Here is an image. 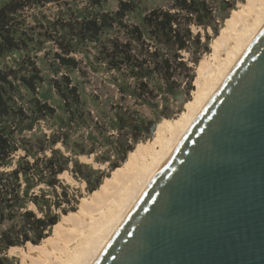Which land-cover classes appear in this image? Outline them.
<instances>
[{"label": "trees", "instance_id": "trees-1", "mask_svg": "<svg viewBox=\"0 0 264 264\" xmlns=\"http://www.w3.org/2000/svg\"><path fill=\"white\" fill-rule=\"evenodd\" d=\"M108 1L85 0L80 6L74 0H9L0 7V264H14L10 248L28 242L39 247L48 238L46 230L61 222L51 216L52 208L70 212L63 216L76 213L74 206L61 208L71 199L63 188L56 194L60 174L83 181L90 193L102 186L104 174L79 158L95 156L111 174L127 163L140 134L156 124L124 106L126 99L153 109L157 100L173 97L181 81L192 82L182 54L198 64L209 52L207 30L218 38L230 11L244 0H168L151 10L145 4L152 0H116L114 10ZM47 4L59 8L52 17L40 10ZM87 70L104 72L122 103L111 104L107 113L97 109L94 116L83 84ZM96 102L92 96L90 103ZM41 123L49 134H39ZM18 151L23 154L15 160ZM42 185L53 189L57 201Z\"/></svg>", "mask_w": 264, "mask_h": 264}, {"label": "water", "instance_id": "water-1", "mask_svg": "<svg viewBox=\"0 0 264 264\" xmlns=\"http://www.w3.org/2000/svg\"><path fill=\"white\" fill-rule=\"evenodd\" d=\"M94 264H264V27Z\"/></svg>", "mask_w": 264, "mask_h": 264}, {"label": "bare ground", "instance_id": "bare-ground-1", "mask_svg": "<svg viewBox=\"0 0 264 264\" xmlns=\"http://www.w3.org/2000/svg\"><path fill=\"white\" fill-rule=\"evenodd\" d=\"M263 27L264 0H246L213 41L210 59L198 64L185 110L157 125L153 141L136 147L127 163L82 199L76 213L57 223L41 246L27 245L21 264H94Z\"/></svg>", "mask_w": 264, "mask_h": 264}, {"label": "rangeland", "instance_id": "rangeland-1", "mask_svg": "<svg viewBox=\"0 0 264 264\" xmlns=\"http://www.w3.org/2000/svg\"><path fill=\"white\" fill-rule=\"evenodd\" d=\"M8 1L9 0H0V7ZM63 1H68V0H62V2ZM74 1H77V3L80 6L85 4V0H74ZM168 2H169L168 0H152V1H149L145 4V9L151 10V9H155V8H162V7L167 6ZM245 2H246V0H244L243 2L238 1L235 9L232 12L239 11V9L241 8V5ZM115 7H116V0H109L108 1V9L114 10ZM58 9L59 8L54 4H47L44 8H42L40 10H42V12L46 16L52 17L53 14L57 13ZM31 12H35V11L34 10H27L26 11L27 14H30ZM232 12L230 11V13H232ZM230 13H229V16L231 15ZM224 24H225V21L223 22L222 26H220V27L222 28L224 26ZM221 28H219V30ZM193 31H194V33L198 32L195 29H193ZM218 33H220V31ZM206 34L209 38V42H208L209 43L208 44L209 52L202 54L199 62L203 61L205 58L210 59L209 53H211V51H212L213 41H214V38L216 37L212 33L211 30H207ZM200 36H201V39H203L204 32L202 30H200ZM46 47H49V45L46 44ZM182 55H183V58L185 59V61H187V63L189 64V66L192 69V72H191V76L193 77L192 82L185 83L184 80L181 81L179 84V87L176 88L175 95H173V97H170V96L167 97L166 103H162L161 100H157V107L156 108L152 109V108H149L145 105H136L130 99H126L124 106L131 108V109H135L141 117H143L145 120L151 121L153 126L155 124L157 126L164 121H173V120L177 119V117L185 110L184 109L185 104L188 101L192 100V98H193V92L195 90V86L193 85V83H194V80L196 78V69H197V66L199 64V62H198V64H196L194 66L190 62L189 55H187L186 53H183ZM38 56L41 57L42 54H39ZM77 58L80 59L79 56H77ZM6 61L8 62L9 59L7 58ZM1 65H2V62L0 61V68L2 67ZM38 65L40 66L39 63H38ZM42 73L44 75H50L51 74L45 68H43ZM83 84H84L85 94L87 96L88 108H89V110H91L94 113V116H97V114H96L97 109L104 110V112L107 113V112H109V107L111 106V104L122 103L120 101L119 95L116 93L115 88L108 83V76L104 72L93 73V72L87 70L86 71V79L84 80ZM92 96L96 97V99H97V102L94 103L95 105H97L96 107H94L93 104L90 103V99ZM163 119H168V120H163ZM47 126L48 125L46 123L45 124L41 123L39 125V128L37 129L39 131V134L40 133L49 134L50 132H49V129L47 128ZM156 126H155V128H157ZM155 130L153 129L152 132H145L144 131L143 133H141L140 134V143L146 144L147 142H150L151 139H152L151 141H153ZM79 134H85V130L84 129L81 130L79 132ZM73 138H77V134L73 135ZM57 149H60L64 154L68 155V151L65 150L64 148H62L60 145H57ZM97 149L100 152H103L105 150L104 148L102 149L100 147H98ZM22 154H23L22 151H18L14 155V159L16 160L17 158L22 156ZM94 158H95V156H92L89 158L88 157H81V158H79V161L82 164L90 165L95 170H100L104 174L105 178L110 177L112 171L109 170L107 164L97 163L94 161ZM126 160H127V157H126ZM57 179L59 180V183L61 184V187L56 188L57 196L59 197V193L62 192V188H63L68 193V197L71 199L70 205L65 204L61 208L68 209V208L74 206L76 208L75 210L77 211L79 208V204H80L81 200L84 198H88V196H90V194H93L87 190L86 184L83 181H81L79 179L77 180V179L72 178V176L68 172H64V173L60 174L57 177ZM38 188H42L46 192V194L49 195L52 202L57 201V198L55 197L56 195L54 196L52 193L53 189H50V188L43 186V185L38 187ZM38 188H36L34 190L35 194L39 193ZM28 209L34 211L36 213V215L38 217H40V214L34 209V207L32 205H29ZM68 213H70V212H68ZM67 214H63L62 209L58 210L57 208H52V211H51V216H55L56 221H58L59 219H60V221H62L64 218L69 216V215L63 216V215H67ZM52 227H54V226H52ZM52 227H49V229L46 230V232L44 234V238H47V237L49 238L52 236V230H53ZM30 244L31 243L28 242L25 245L18 247V248H20L19 250L12 251L11 253L7 252L8 258H10V259L12 258L13 260H15L14 264H21V259H22L23 253L27 252V245H29V246L33 245V244L30 245ZM39 244L41 246L43 244V240H41L39 242Z\"/></svg>", "mask_w": 264, "mask_h": 264}]
</instances>
